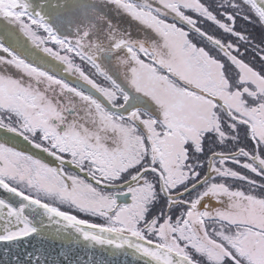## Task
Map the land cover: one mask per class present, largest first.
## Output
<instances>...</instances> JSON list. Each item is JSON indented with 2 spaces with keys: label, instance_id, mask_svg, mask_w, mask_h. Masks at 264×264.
I'll return each instance as SVG.
<instances>
[{
  "label": "snow or ice",
  "instance_id": "snow-or-ice-1",
  "mask_svg": "<svg viewBox=\"0 0 264 264\" xmlns=\"http://www.w3.org/2000/svg\"><path fill=\"white\" fill-rule=\"evenodd\" d=\"M106 2L148 30V45L133 49V59L183 100H210L215 123L185 132L171 108L137 87L143 106L121 116L102 141L89 139L77 150L58 142L68 135L63 125L36 127L24 114L3 109L20 126L0 120V130L13 134L0 142V190L19 199L0 198V264L4 255L7 264H59L48 259L43 243L69 228L90 246L128 249L143 264H264V31L257 42L237 27L243 21L264 30V0H224L215 7L209 0ZM51 7L60 20L59 0ZM0 20L17 26L0 31V89L23 93L45 73L11 50L17 32L36 39L42 29L50 43L63 42L29 0H0ZM127 43H136L130 34ZM44 52L56 55L47 47ZM213 70L242 107L209 94ZM121 91L126 109L132 96ZM169 138L176 141L171 155L162 146ZM16 140L57 166L20 150ZM122 196L131 203H122ZM53 200L65 202L67 210ZM37 209L49 221L47 231L34 219ZM33 239L40 242L34 251L10 254L11 247ZM62 259L71 264L67 255Z\"/></svg>",
  "mask_w": 264,
  "mask_h": 264
},
{
  "label": "rangeland",
  "instance_id": "rangeland-1",
  "mask_svg": "<svg viewBox=\"0 0 264 264\" xmlns=\"http://www.w3.org/2000/svg\"><path fill=\"white\" fill-rule=\"evenodd\" d=\"M29 2L34 13L40 12L45 16L56 37L63 43H50L49 37L42 29H37L39 38L36 39L17 32L19 40L13 41L11 50L30 65L42 70L45 75L34 78L29 89L23 93L11 86L0 89V108L6 107L24 114L36 127H44L52 122L63 125L68 135L63 136L58 142L61 146H77V150L89 139L94 143L102 141L110 135L112 125L121 122V116L126 117L128 111L143 106L141 101L144 98L138 96L135 91L137 87L171 108L181 130L185 132L214 125L210 100L201 99L194 102L183 100L162 85L158 78L150 75L147 67L133 59L137 55L133 49H138L141 44L148 45V30L114 5L107 3L106 0H59L62 9L61 18L58 20L51 7L57 0ZM209 2L215 7L224 0ZM8 27L17 26L8 25L6 21L0 20V31ZM237 27L246 28L257 42L264 31L258 24L245 25L243 21H238ZM128 34L136 41L135 44L127 43ZM6 46L11 47L7 43ZM46 47L53 49L56 55H52L51 52L45 53ZM245 75L254 79L251 73L245 72ZM27 80L25 77L26 82ZM207 82L210 85L208 88L210 95L221 97L233 108L242 107L238 96L228 94L226 84L217 70L212 71ZM121 89L132 96V101L126 109L123 107L124 93ZM89 90H95L112 106H118L123 110L121 113L111 111ZM110 115L113 116L112 120L108 119ZM0 120L6 125L20 126L15 117L5 118L0 115ZM12 135L0 130V142L9 141ZM13 143L22 151L36 152L20 140ZM175 145V139L169 138L162 146L164 151L171 155L170 149ZM41 161L53 167L57 166V162L51 158L46 157ZM229 167L258 182L261 180L260 177H255L235 165ZM228 183L233 187L246 189L243 182L229 180ZM52 202L55 206L67 210L68 205L65 202L59 200ZM213 206L215 201L209 204V207Z\"/></svg>",
  "mask_w": 264,
  "mask_h": 264
},
{
  "label": "water",
  "instance_id": "water-1",
  "mask_svg": "<svg viewBox=\"0 0 264 264\" xmlns=\"http://www.w3.org/2000/svg\"><path fill=\"white\" fill-rule=\"evenodd\" d=\"M94 96H96L102 104L107 106L110 110L116 111L117 107L112 106L106 99H104L98 92L95 90H89ZM121 112L123 109L119 108ZM0 198L7 199L9 201H18L19 198L14 195H10L3 190H0ZM122 203L131 202L130 196L125 199L121 197ZM42 210L37 209V213L34 216L38 226H46L43 230L47 231V226L49 221L42 214ZM57 225H52L54 230ZM40 246V242L36 239H33L31 243L28 241L23 242V247L20 245H15L11 247L10 254H24L27 252L34 251L37 247ZM43 247L46 250L48 259L51 261H58L59 264H64L63 257L67 255L71 261V264H143V261L140 257H134L130 250L125 249L122 251H115L114 249L106 246H97L89 245V242H86L75 234L74 229L69 228L66 231H63L58 236H51L43 243ZM4 252V247L0 245V253ZM115 252V253H114ZM91 257L92 259H87ZM2 260L7 264L8 255H4Z\"/></svg>",
  "mask_w": 264,
  "mask_h": 264
},
{
  "label": "flooded vegetation",
  "instance_id": "flooded-vegetation-1",
  "mask_svg": "<svg viewBox=\"0 0 264 264\" xmlns=\"http://www.w3.org/2000/svg\"><path fill=\"white\" fill-rule=\"evenodd\" d=\"M4 109H7L6 107H4ZM10 110V109H9ZM124 112V111H123ZM121 113V112H120ZM0 115H3L5 118L7 117V118H9V116H8V113L7 112H4L3 111V109L2 108H0ZM12 134V133H11ZM38 153V152H37ZM38 158L39 159H46V157L47 158H51V159H53L52 157H49V156H47L46 154H43V153H38ZM54 160V159H53ZM56 162V161H55ZM58 163V162H57ZM71 169V170H70ZM70 174L73 172V169L71 168V167H67V169H66ZM126 191V190H125Z\"/></svg>",
  "mask_w": 264,
  "mask_h": 264
}]
</instances>
